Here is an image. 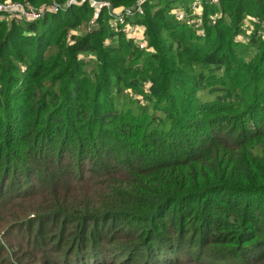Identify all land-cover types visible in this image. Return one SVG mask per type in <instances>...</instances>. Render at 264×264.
<instances>
[{"label":"trees","instance_id":"1","mask_svg":"<svg viewBox=\"0 0 264 264\" xmlns=\"http://www.w3.org/2000/svg\"><path fill=\"white\" fill-rule=\"evenodd\" d=\"M68 1H45L61 8L37 20L0 18V220L7 203L24 214L0 264H260L264 39L236 36L246 16L264 22V0H201L203 35L171 13L183 1L146 0L126 17L146 49L110 29L105 8L67 37L92 13ZM126 90L163 117L119 108Z\"/></svg>","mask_w":264,"mask_h":264},{"label":"rangeland","instance_id":"2","mask_svg":"<svg viewBox=\"0 0 264 264\" xmlns=\"http://www.w3.org/2000/svg\"><path fill=\"white\" fill-rule=\"evenodd\" d=\"M36 1L37 2H35L34 4L33 3H30V4H32L33 7H40L42 5L48 4V3H45V1H48V0H36ZM49 1H51V0H49ZM182 1H183L184 4L190 5V7H193V5L197 6V4L194 3V1H196V0H174L172 5H174V6L180 5V3ZM199 1L201 2V0H199ZM120 7H122V6L116 7L114 9L116 11H118V9H120ZM91 8H92V13H91V17L88 20V23L87 22L83 23L79 27H76L74 29L68 30L67 31V37L70 34H74L75 36H78L80 34H83L84 32H89V31H91L93 29L95 24L98 25L97 19L99 18V16L98 17H94L95 9L93 7H91ZM105 9H106L108 14H109V11L114 10L113 8H110V9L105 8ZM199 10H200V13L202 15V10H203L202 2L200 3V7H198L196 9V12H198ZM171 13H173V12H171ZM2 17H6V16L5 15H3V16L0 15V18H2ZM6 18H8V17H6ZM8 19H10V18H8ZM14 20L17 21L18 23L24 22V20H18V19H14ZM106 23H107L108 27L111 30H114L111 27V25H110V20L109 19L106 21ZM200 26H201V22L199 23V27H196V31L198 32L200 30V32H198V34L199 35H203V33H202L203 30H202V28ZM138 33H139V30H138ZM251 33H255L257 37H262L264 39V22H261L256 17L246 16L243 19V23H242V26H241V32H239L237 34V36H236L237 37L236 41H239V42H242V43H247L248 37H249V35ZM135 34L137 35V33H135ZM69 41H71L70 38L67 39V42H69ZM51 52H53V49L51 50ZM255 52H256L255 48L249 50L244 55L245 59L246 60L251 59L254 56ZM86 55H87V56H85L86 59H93L94 60V56L93 55H89V54H86ZM23 70H25V67L23 68ZM199 93L202 96H207L206 94H203V92H199ZM122 94H123V96L122 97L120 96V98L116 102V104H117V106L119 108H121L122 103L126 101L128 103L126 106L130 107L133 110V112H136L139 108L142 109V110H144V108H146L145 110H146L147 113H151V114L155 113L156 115H158L160 117H163L164 113H163L161 108H157V110H154L152 108V105L150 103H147L145 101V99L143 98V96L138 94L137 92H134V91L131 92L130 90H128V91L126 90ZM202 98L205 99V97H202ZM136 116L138 117V115H136ZM67 162H68L67 160L64 161V163H67ZM89 163H90L89 161L84 160V164L82 166V171L83 170L86 171L87 169H90L89 167H94L95 166L94 163H92V164H89ZM69 171H71V168H69V167H65V166L59 167L57 169V176L59 178V181H61L63 179L69 180V178H70ZM101 171L103 172L104 170L101 169ZM87 172H89L91 174V172L88 170L83 175L85 176ZM78 177H76V179H75L76 180V182H75L76 186L78 184ZM113 179L119 181L120 180V176L114 177ZM95 180H99L100 182L103 181V184H105L109 180V178L105 174H102L98 178H95ZM65 183L69 187H74L75 186L74 182L65 181ZM34 185L36 187H38L40 190L46 188L45 186H42L39 182H34ZM77 187L80 188L81 186H77ZM46 190H44V191H46ZM16 200L21 202V199H16ZM7 207H9L8 203L5 204V208H3V209H7L8 212L0 220V243H3L5 248L7 250L10 249V251H11V247H17V245L13 244V243H12V245H10L9 241H10V239H13V241H14V239L17 237V232H16V230H13L12 232H9V231L11 230V228L13 226H17L19 224V221H20V219H22L24 217V214L23 213L22 214H17V213L14 212L15 211L14 209L7 208ZM38 211H39V209H37V208L32 209V210H30V215H33L34 213H37ZM24 213L26 214V212H24ZM3 251L4 250L0 249V257H2V252ZM202 261H209V259L205 257ZM215 263H217V264H226V263H229V261L228 260H215ZM260 264H264V260Z\"/></svg>","mask_w":264,"mask_h":264},{"label":"built area","instance_id":"3","mask_svg":"<svg viewBox=\"0 0 264 264\" xmlns=\"http://www.w3.org/2000/svg\"><path fill=\"white\" fill-rule=\"evenodd\" d=\"M146 0H135V2L130 6H122L118 11L111 7L109 2L104 0H69L70 4H81L88 3L90 7L95 9L94 17H98L103 8H113L114 10L109 11L110 25L114 30L120 27L128 38L133 39L135 44L141 48H147V41L144 35V28L139 25H135L126 20V17L141 15L144 12L143 4ZM211 3H217L218 0H210ZM197 6L187 5V10L183 8L172 9L173 14L180 21H185L187 23H194V26L199 27L201 22L200 10L196 12V9L200 7V1H194ZM61 6L58 3H51L50 5H42L40 7H33L29 1L25 2H15L12 0L0 1V15H5L10 19H18L24 21H33L39 19L45 12H57ZM139 30V33H138ZM200 32V30L198 31ZM137 33V35L135 34Z\"/></svg>","mask_w":264,"mask_h":264}]
</instances>
